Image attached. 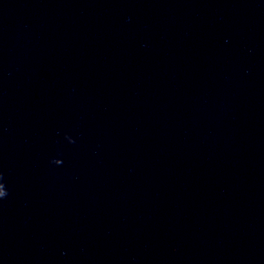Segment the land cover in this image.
Wrapping results in <instances>:
<instances>
[{
    "label": "water",
    "instance_id": "obj_1",
    "mask_svg": "<svg viewBox=\"0 0 264 264\" xmlns=\"http://www.w3.org/2000/svg\"><path fill=\"white\" fill-rule=\"evenodd\" d=\"M0 264H264V0H0Z\"/></svg>",
    "mask_w": 264,
    "mask_h": 264
},
{
    "label": "clouds",
    "instance_id": "obj_2",
    "mask_svg": "<svg viewBox=\"0 0 264 264\" xmlns=\"http://www.w3.org/2000/svg\"><path fill=\"white\" fill-rule=\"evenodd\" d=\"M5 195V190L2 184H0V198H2Z\"/></svg>",
    "mask_w": 264,
    "mask_h": 264
}]
</instances>
